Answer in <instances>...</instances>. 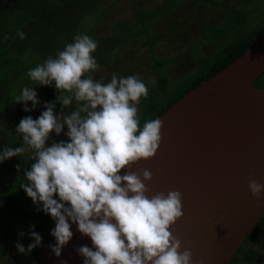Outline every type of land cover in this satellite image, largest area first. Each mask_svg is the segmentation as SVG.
<instances>
[{
  "label": "clouds",
  "instance_id": "1",
  "mask_svg": "<svg viewBox=\"0 0 264 264\" xmlns=\"http://www.w3.org/2000/svg\"><path fill=\"white\" fill-rule=\"evenodd\" d=\"M16 36L26 38L20 29ZM7 38L5 34L3 39ZM97 48L98 41L89 35H76L55 57L49 56L28 70L34 85L54 82L61 113L54 112L53 101L45 103L46 110L36 119L22 118L15 132L22 136L23 144L4 147L0 162L31 151L30 159L35 162L25 169L27 183L20 188L37 211L55 221L50 235L56 243L48 246L55 257H61L72 239L74 223L91 239L92 247L75 249L84 258L83 264H194L190 244L174 234V225L184 215L182 193L168 190L148 195L152 171H132L133 165L157 153L164 121L156 117L141 126L138 106L149 90L138 76L113 73L107 83L93 79L91 73L99 68L92 55ZM73 99L76 108L64 115L63 109L69 108ZM28 101L32 108L26 106ZM13 102L24 104L25 112L40 103L37 92L27 86ZM65 125L69 142L46 146L50 133L60 134ZM16 168L19 171L20 165ZM247 186L260 201L264 184L249 179ZM34 228V224L29 226L33 242L27 247L16 242L19 253L28 255L43 247Z\"/></svg>",
  "mask_w": 264,
  "mask_h": 264
},
{
  "label": "water",
  "instance_id": "2",
  "mask_svg": "<svg viewBox=\"0 0 264 264\" xmlns=\"http://www.w3.org/2000/svg\"><path fill=\"white\" fill-rule=\"evenodd\" d=\"M263 71L264 30L152 118L164 121L162 142L153 158L133 165L152 171L148 195L182 193L174 234L190 244L194 264H227L264 214V193L258 201L247 186L264 184V87L254 85ZM71 230L61 257L48 247L56 243L49 234L30 264H83L75 249L92 247L91 239L74 223Z\"/></svg>",
  "mask_w": 264,
  "mask_h": 264
},
{
  "label": "trees",
  "instance_id": "3",
  "mask_svg": "<svg viewBox=\"0 0 264 264\" xmlns=\"http://www.w3.org/2000/svg\"><path fill=\"white\" fill-rule=\"evenodd\" d=\"M103 0H0V120L3 123L12 124L26 116L36 119L44 110V107L34 108L29 112L23 110L24 104L13 102V98L19 95L22 88L32 84L33 90L37 92V98L47 95L50 98L52 88L48 86L34 85L27 75L28 69L22 62L23 56H29L31 52L39 58L46 60L49 56L55 57L58 51H62L66 44L73 42V38L79 34L85 20H92L87 32L91 34L103 15L105 8ZM230 12L236 13L234 7H228ZM149 14V13H148ZM146 21L147 14H143ZM236 20V32L233 38L220 47L211 57H200L197 61L198 67L195 71L183 78L181 83L174 85L169 91L166 88L167 79L165 74H160L162 63L154 60L153 73L156 75V82L147 96V105L140 114L141 126L147 120L160 114L170 103L180 97L188 89L195 86L200 80L212 75L214 72L225 66L231 60L241 54L252 42L253 37L264 30V18L255 26L243 29L245 16L238 13ZM144 20V21H145ZM142 21L137 18V22ZM144 21H142L144 23ZM141 22V23H142ZM146 24V23H145ZM117 26L112 33L104 38L94 55L97 62L107 64L112 55L124 44L141 34L144 28L134 32L130 26ZM20 29L26 34L24 40L16 36V30ZM122 29L125 32H121ZM120 30V31H119ZM129 32V35L127 33ZM7 34V39L3 36ZM25 60V59H24ZM117 60H114V63ZM254 85L264 87V71L255 79ZM161 95L162 100L155 98ZM27 103V102H26ZM60 103H57V107ZM7 129L1 130L0 126V151L4 147H12L18 142L12 141L7 135ZM11 139V140H10ZM31 151L19 171L16 167L6 164L9 159L0 162V218H18L31 216L30 225H35L34 231L39 232L43 244L46 242L50 231L55 227V221L50 215L42 210L37 211L30 197L20 188L22 183H27L24 177L25 169L34 163L30 156ZM22 158V156H19ZM57 198L58 197H54ZM8 206V208H6ZM9 210L12 215H6ZM260 220V219H259ZM14 222V221H13ZM1 223V221H0ZM257 224V223H256ZM255 224V225H256ZM7 236H0V257L8 253V249L15 241L12 236V228L8 227ZM246 239V238H245ZM244 239V240H245ZM40 247L35 248L30 254L24 255L17 252L10 257V264H30Z\"/></svg>",
  "mask_w": 264,
  "mask_h": 264
},
{
  "label": "rangeland",
  "instance_id": "4",
  "mask_svg": "<svg viewBox=\"0 0 264 264\" xmlns=\"http://www.w3.org/2000/svg\"><path fill=\"white\" fill-rule=\"evenodd\" d=\"M102 6L105 10L91 34V38L98 41V44L113 34L112 29L117 28L115 25L130 26L134 32L142 27L144 30L118 49L107 64L97 62L99 68L91 73L93 79L107 83L113 73L121 77L136 75L146 84L149 91L155 85L157 78L153 73L154 60L162 63L160 74H165L166 88L171 91L170 89L174 85L180 84L183 78L196 70L197 61L200 57H211L234 37L235 22L239 19L238 13L245 16L243 29L257 25L264 18V0H103ZM229 6L234 7L236 13L230 12ZM142 13L149 16L148 21L142 16ZM137 18L142 21L145 20L144 23L142 21L137 22ZM91 24V19L85 20L78 35H88L87 28ZM121 32H125V30L122 29ZM100 49L101 47H98L99 51ZM96 53L97 50L92 55L94 56ZM29 55L30 57L23 56L22 58V62L28 70L45 61L33 52ZM114 60L117 62L114 63ZM29 87H33L32 84ZM48 87L52 88L51 100L49 101L47 95H43L38 98L40 103L35 108L44 107L45 103L55 101L54 112L60 115L61 105L57 107L56 96L58 93L54 87V82ZM155 100H162L161 95ZM147 101V97L141 98L138 106L139 116L144 111ZM75 103L73 99L69 108L63 109L64 115H70L71 111L76 108ZM26 106L32 108V102L28 101ZM19 121L6 126L7 124L0 120V126L1 130L7 129L9 134L7 135L11 137L12 141L23 144L22 136L15 132ZM61 122L63 121L61 120ZM67 130L65 125L60 134L50 133V139L46 141V146H50L53 142H69V138L65 135ZM20 146L16 144L14 148ZM29 153L30 151L22 155V158L13 156L6 164L11 167H16L19 164L20 167H23ZM6 215L11 216L12 213L7 210L5 218H8ZM262 218H264L263 215L252 230L262 223L261 221L264 220ZM32 219L30 215L9 218V221L0 218V236H7V229L11 227L12 236L15 239L8 249L7 255L0 257V264H10V257L18 252L15 247L17 241L25 247L33 242L28 234ZM21 231L25 233L23 236L19 235ZM241 246L242 244L239 248Z\"/></svg>",
  "mask_w": 264,
  "mask_h": 264
},
{
  "label": "crops",
  "instance_id": "5",
  "mask_svg": "<svg viewBox=\"0 0 264 264\" xmlns=\"http://www.w3.org/2000/svg\"><path fill=\"white\" fill-rule=\"evenodd\" d=\"M261 222L236 250L229 264H264V220Z\"/></svg>",
  "mask_w": 264,
  "mask_h": 264
},
{
  "label": "flooded vegetation",
  "instance_id": "6",
  "mask_svg": "<svg viewBox=\"0 0 264 264\" xmlns=\"http://www.w3.org/2000/svg\"><path fill=\"white\" fill-rule=\"evenodd\" d=\"M263 216H264V214H263ZM262 217V216H261Z\"/></svg>",
  "mask_w": 264,
  "mask_h": 264
}]
</instances>
